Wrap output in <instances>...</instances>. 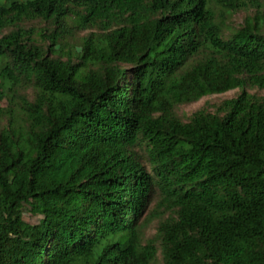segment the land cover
<instances>
[{
    "label": "trees",
    "instance_id": "trees-1",
    "mask_svg": "<svg viewBox=\"0 0 264 264\" xmlns=\"http://www.w3.org/2000/svg\"><path fill=\"white\" fill-rule=\"evenodd\" d=\"M24 19L55 28L0 36V264H264V0H0V32ZM67 26L94 30L63 59Z\"/></svg>",
    "mask_w": 264,
    "mask_h": 264
},
{
    "label": "rangeland",
    "instance_id": "rangeland-1",
    "mask_svg": "<svg viewBox=\"0 0 264 264\" xmlns=\"http://www.w3.org/2000/svg\"><path fill=\"white\" fill-rule=\"evenodd\" d=\"M252 14H254V8L248 7L231 12L229 13V15L224 16L225 28L223 29L222 36L227 38L229 36L231 29L240 28L241 25L243 24L244 18ZM16 27H21L24 29L31 30V35L34 41L44 49H46L49 45V40L47 37L48 34L53 32L55 28L52 24H50L45 20L24 19L18 22L16 25H11L2 29V31L0 32V36L10 32ZM93 30L94 29L79 30L72 26L65 27V30L62 35L64 37L61 44L62 46L59 50L55 51V54L61 56L64 59L66 53L69 50H75L76 48L77 49L80 48V43L82 38ZM263 35H264V30H263ZM19 92L20 94L25 95L30 100L33 98V90L31 88H26L25 86H22ZM238 92H239L238 89H233V90L225 91L223 93L207 95L200 98L197 101L190 103H183L175 106L174 112L176 116H178L182 121L185 122L188 121L190 116L199 109H205L209 112H213L215 106H217L222 100L234 97ZM248 92L260 97H264V89L248 88ZM5 104L6 103L4 101L1 103L2 106H5ZM5 124H6L5 119L0 121V126H3ZM134 152L141 161V163L146 167V169L151 172V167L147 161V155L144 146L141 144L134 146ZM158 201H159V194L156 190H153L152 193L150 194L146 212L144 213L143 217L140 220L141 222H144L143 225L144 239L152 238L156 232L158 223L168 216V212H164L160 209L157 212ZM23 214L25 220L32 223L36 221V217L33 216L26 208ZM156 245L158 247V252H157L155 264H162L159 243L156 242Z\"/></svg>",
    "mask_w": 264,
    "mask_h": 264
}]
</instances>
